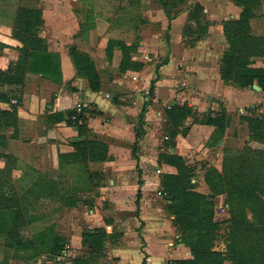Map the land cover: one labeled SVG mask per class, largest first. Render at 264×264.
<instances>
[{"label":"crops","instance_id":"crops-1","mask_svg":"<svg viewBox=\"0 0 264 264\" xmlns=\"http://www.w3.org/2000/svg\"><path fill=\"white\" fill-rule=\"evenodd\" d=\"M195 6L201 13L194 14ZM24 7L40 11L43 23L37 37L58 63V70L46 75L25 68L16 134L6 141V153L16 159L11 175L19 178L17 184L29 183L24 189L33 184L35 188L45 183L59 186L49 177L57 171L69 177L66 170L77 162L71 163L78 135L76 127L57 114L66 117L79 102L84 105L81 122L86 127L81 138L104 143L109 157L87 162L101 179L104 175L108 180L98 184L100 197L88 211L84 207L82 216L95 222L94 226L109 218L110 222L102 224L104 231L119 234L117 242L106 243V255L99 257V264H169L171 260L192 259L172 226L171 216L153 197V186L159 188L160 184L150 172L158 155V138L152 135L160 124L159 107L166 110L188 103L199 114H214L213 110L223 106L226 112L246 117L247 121L236 125L238 131L248 130L249 115L264 112V87L256 79L239 87L221 75L222 58L231 38L225 23L238 20L242 6L233 0H17L14 10ZM252 14L247 31L262 41L263 52L249 57V67L264 68V0ZM0 40L8 45L0 51V69L5 71L16 65L20 57L16 47L21 41L5 32L0 33ZM72 48L91 59L99 77L97 90L91 89L75 65ZM0 107L9 108L5 102ZM188 125L182 139L186 145H176L174 152L194 149L201 142L203 146L215 129L212 123ZM62 185L69 187L67 182ZM99 199L107 200L110 209L99 210ZM66 201L48 204L61 208L52 212L66 211L68 221L62 234L68 249L53 264L88 255L90 250L82 242L85 231L72 216L77 208ZM40 203L33 200L29 207L37 208ZM22 204L27 206L26 201ZM22 217L26 224L41 216ZM13 250L4 249L1 264L48 263L39 256L28 262L21 257L22 251ZM223 264L232 262L225 260Z\"/></svg>","mask_w":264,"mask_h":264},{"label":"rangeland","instance_id":"rangeland-1","mask_svg":"<svg viewBox=\"0 0 264 264\" xmlns=\"http://www.w3.org/2000/svg\"><path fill=\"white\" fill-rule=\"evenodd\" d=\"M16 2L17 0H0V33H9L12 38L20 42L25 34L18 30L21 28L18 25L23 24L26 16L15 13L18 9L14 10ZM13 11L14 13H9ZM29 32V34L32 33L31 28ZM20 44L22 46L21 42ZM21 46H17L16 49L20 50ZM4 47H8V45L0 40V51ZM17 62L18 67L15 70L14 65L8 67L14 73L0 74V103H7L9 108L5 110L16 111V113L22 101L21 90L25 80L24 67L21 62ZM6 76H11L13 80L17 81L5 80ZM146 99L148 98L146 97ZM180 106L182 107L179 112L182 115L175 111V118L168 117L167 109L158 108L161 114L160 124L152 135L158 138L156 144L158 155L155 167L150 172L153 173L155 180L159 179L160 185L159 188L156 185L153 186V197L164 207L165 213L171 215L168 210V206L171 204L170 198L162 191L164 189L161 185V180L167 175L170 176L169 180L184 186L186 190L202 194L207 203L203 201L205 204L203 205L200 202V206H202L200 213L206 215L207 212H211L213 221L218 224L217 238L212 241L210 248L218 251L219 255L224 257L220 264H223L225 260L231 261V254L228 259L226 253L231 250L233 234L236 236L237 247L240 250L239 264H264V112L249 115L250 128L248 127V130L245 127L239 128L238 131L236 125L242 120H246V117H240V113L226 112L225 108L220 106L218 110L211 112L214 114L205 111L199 114L194 106L188 103ZM73 107H75V103ZM0 109L2 108L0 107ZM185 114L187 116H184ZM154 116H156L155 113ZM2 119L3 116L0 117V124H2ZM207 120L214 121L215 129L203 146L201 142V146L198 145L194 149L189 148L182 153L174 152L176 145H186L182 139L188 133V124L202 123ZM8 124H10L9 127H0V157H3L5 161L4 166L0 162V256L5 254L4 249L7 248L5 247L7 243L12 244L13 242L12 247L20 249L19 251L23 252L21 256H26L27 259H24L28 262L35 255L48 262L46 264L59 262L56 259L57 256L64 255L68 247L64 244L66 243L64 240L62 250L53 252V238L63 237V229H67L68 221L65 216L66 211L52 212V209L59 210L61 208L52 205V203L48 205L49 201L56 200L58 201L56 203H63L64 200H67L66 202L69 203L71 200L77 208L72 213L73 219L78 218L80 229L85 233L88 230L98 229V227L103 228L102 224L106 223L105 219L108 218L104 217L99 220V226H94L95 222L86 220L82 215L84 207L88 211L90 207H94L92 205L100 197L101 192L97 189L98 184L102 181L106 183L108 179L104 175L101 179L95 173L94 167H90L87 163L89 160L82 161L77 158L71 161V163L77 161L75 165L73 164L66 170L69 177L66 178L63 171L49 175L53 181L60 184L55 186V190H52L50 195H46L50 192L48 189L38 194L36 188L41 186H37L33 193L23 197V192L30 185L24 189L29 183L27 185L26 183L17 184L19 178L11 175V169L15 167L16 159L6 153V141L8 137H14L16 132L12 116L8 119ZM247 135L248 137H246ZM60 155L62 156L64 153ZM89 174L92 175L89 176ZM43 179L48 180L45 177ZM28 180L31 182L32 178ZM66 182L69 186L67 188L62 185ZM60 196H64V199ZM33 200L41 201L37 208L29 207ZM24 201L27 206H23ZM98 202L96 206L99 210L110 209L107 200L99 199ZM32 211L34 212L32 213ZM14 214L23 216L35 214L41 217L24 224L25 219L22 215L17 217L14 222L12 218ZM105 214H108V211H105ZM8 215L10 216L8 217ZM50 215L52 216L50 217ZM89 224L88 229L86 226ZM8 226H10L11 238L5 234ZM175 231L177 234V230ZM117 241L118 239L109 236L104 239L103 247L106 248L107 242L115 243ZM180 241L184 244L181 238ZM18 245H25V248H20ZM86 246L89 247L88 244ZM13 251L17 252L15 249ZM87 253L88 255H84V253V256L76 255L74 257L85 259L89 264H99V260L104 259L103 257L98 258L101 253L100 248L88 249ZM102 254L106 255L104 251ZM68 258L60 259V264H72L73 258L69 261ZM219 258L220 256L214 258L208 256L197 261L196 264H213Z\"/></svg>","mask_w":264,"mask_h":264},{"label":"trees","instance_id":"trees-1","mask_svg":"<svg viewBox=\"0 0 264 264\" xmlns=\"http://www.w3.org/2000/svg\"><path fill=\"white\" fill-rule=\"evenodd\" d=\"M233 1L242 6V12L238 20L228 21L227 23H225V31H228V35L231 36L232 39H229L230 46L222 58L220 67L222 78L224 80L230 79L232 84L239 87L251 85L253 80L256 79L258 83L264 87V68L249 67V57L262 54V41L260 39L252 37L247 31V20L248 18L252 17V11L256 7V5L260 3V0ZM200 11L201 8L199 6L194 7V14H196L197 12L201 13ZM16 13L26 16V18L23 20V24L20 23L18 25L19 27L21 26V28H18V30L25 34V36L20 39L23 45L19 50L20 57L18 61L22 63L24 71L27 66L30 72L35 71L46 75L49 73L52 74L54 69L58 70V63L56 62V60L54 61L50 53L46 52L43 40L37 37V30L43 23L40 11L32 8H19ZM30 28L32 31L31 34H29ZM70 54L73 57L75 65L80 69V73L87 78L91 89L97 90L99 87V77L93 67L91 59L86 54L80 53L73 48L70 50ZM17 67L18 62L16 63V65H14V70ZM2 73L9 75L10 73H14V71H10L9 69L5 71L0 70V74ZM4 79L8 81H17L13 80L11 76H6ZM181 107L182 106L176 104L170 106L166 110L168 117L175 118L176 112L181 114V112H179ZM11 110L12 109H10V111ZM0 114H2L0 115V117L3 116L2 124H0V127H9L10 124L7 125V121L12 116L14 118V127H16L17 130L16 111L9 112L8 110L0 109ZM57 115V118L63 119L66 124L76 127L78 138L75 142H73V146L75 149V152L73 154L74 156H76L73 157L74 159L80 158L82 161H104L109 158L107 155V148L104 143L81 138V136L84 135L86 131L85 125L81 122L85 115L84 110H81V112H76L74 109L69 110L66 117H64L60 113H58ZM184 116H187V114H185ZM213 122L214 121L207 120L202 123L213 124ZM250 125L251 123L249 122V128ZM169 177V175L165 176V178L161 180V185L164 189L162 191L165 193V195L168 194L167 197L170 198L169 200L171 204L168 206V210H170L171 213L170 216L172 226L175 227V229L177 230V235H179L181 240L184 241V244L189 248L192 255V259L190 260L180 262L171 260L169 261V264H196L197 261L202 260L208 256L212 258H214L215 256H220L217 262H213V264H220L224 257L219 255L218 251L211 250L210 248L212 246V241L217 238V231L219 229L217 227L218 224L217 222L213 221L211 212H207L206 215L200 213L202 207L200 206V202H202L203 205H205L204 202L207 203L205 201V197L200 193L186 190L184 186H181L178 183L169 180ZM36 189L38 194L48 189V191L50 192H48L46 195H50L51 191L55 190V187H52V185H47L45 183L42 187H38ZM33 190L35 191L34 184L29 186V188H27L23 192V197L25 195L33 193ZM60 197L64 199V196ZM69 204L73 205V202L70 200ZM8 213H10V211H8ZM21 215L22 214L12 215L14 222L15 219L17 217H20ZM3 216L5 217V214ZM9 216L10 215H8V217ZM110 221L111 219L109 218L105 219L106 223ZM12 223L13 220L10 222V224L12 225ZM5 231V234L8 236V238H11L10 226H8ZM109 236L118 239L119 234L110 235L104 231V228L98 227V229L88 230L86 233H83L82 242L85 245L88 244V248H90L91 250L95 247L100 248L101 253L99 257H104L105 254H102L105 249L103 247V241ZM53 239L52 251L60 252L62 250V244L65 239L60 236ZM232 240L233 242L231 250L226 253V257L228 259L231 258L230 260L232 261V264H239L238 255L240 253V250H238L237 247L235 234H233ZM8 241H10V239H8ZM12 244L7 243L5 247L14 248L17 251L20 250L17 247H12ZM19 247L25 248V245H21ZM36 256L37 255H35L34 257ZM21 257L27 259L26 256ZM72 264L89 263H87V260L85 259L74 257L72 259Z\"/></svg>","mask_w":264,"mask_h":264},{"label":"built area","instance_id":"built-area-1","mask_svg":"<svg viewBox=\"0 0 264 264\" xmlns=\"http://www.w3.org/2000/svg\"><path fill=\"white\" fill-rule=\"evenodd\" d=\"M133 79H136V77H133ZM146 93H148V91ZM83 108H84V105L79 103V102H77L75 104V107H74L76 112H81V110H83Z\"/></svg>","mask_w":264,"mask_h":264},{"label":"water","instance_id":"water-1","mask_svg":"<svg viewBox=\"0 0 264 264\" xmlns=\"http://www.w3.org/2000/svg\"><path fill=\"white\" fill-rule=\"evenodd\" d=\"M253 88H254V89H257L258 87H257L255 84H253Z\"/></svg>","mask_w":264,"mask_h":264}]
</instances>
